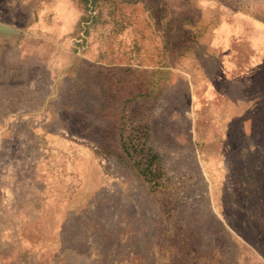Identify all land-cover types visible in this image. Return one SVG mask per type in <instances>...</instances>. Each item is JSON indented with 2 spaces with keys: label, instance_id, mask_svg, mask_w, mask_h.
<instances>
[{
  "label": "rangeland",
  "instance_id": "374dc122",
  "mask_svg": "<svg viewBox=\"0 0 264 264\" xmlns=\"http://www.w3.org/2000/svg\"><path fill=\"white\" fill-rule=\"evenodd\" d=\"M0 264H264V0H0Z\"/></svg>",
  "mask_w": 264,
  "mask_h": 264
},
{
  "label": "crops",
  "instance_id": "0c3cea01",
  "mask_svg": "<svg viewBox=\"0 0 264 264\" xmlns=\"http://www.w3.org/2000/svg\"><path fill=\"white\" fill-rule=\"evenodd\" d=\"M222 80H223V78L221 76H217V77H215V80H213V81H222Z\"/></svg>",
  "mask_w": 264,
  "mask_h": 264
},
{
  "label": "trees",
  "instance_id": "16d2710c",
  "mask_svg": "<svg viewBox=\"0 0 264 264\" xmlns=\"http://www.w3.org/2000/svg\"><path fill=\"white\" fill-rule=\"evenodd\" d=\"M153 157H150L148 160H151ZM150 163V161L148 162V164ZM148 164L146 165V168H148Z\"/></svg>",
  "mask_w": 264,
  "mask_h": 264
}]
</instances>
